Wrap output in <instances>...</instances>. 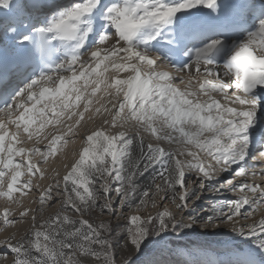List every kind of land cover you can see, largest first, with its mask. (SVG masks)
Listing matches in <instances>:
<instances>
[{
  "label": "snow or ice",
  "instance_id": "6c2138e0",
  "mask_svg": "<svg viewBox=\"0 0 264 264\" xmlns=\"http://www.w3.org/2000/svg\"><path fill=\"white\" fill-rule=\"evenodd\" d=\"M257 150L264 0H0V264H264Z\"/></svg>",
  "mask_w": 264,
  "mask_h": 264
},
{
  "label": "rangeland",
  "instance_id": "374dc122",
  "mask_svg": "<svg viewBox=\"0 0 264 264\" xmlns=\"http://www.w3.org/2000/svg\"><path fill=\"white\" fill-rule=\"evenodd\" d=\"M127 74H121V77L123 78L124 76H126ZM105 99H108L107 97ZM104 101H102L103 103ZM259 115V112H258ZM86 119H87V114H86ZM96 123H99V119H97ZM82 127H80L81 129H79V132L81 134H83L84 131L91 129L92 127H94L92 122H87V123H83L82 122ZM51 128L46 129L45 132L50 131ZM45 143H47L45 141ZM30 146V145H29ZM40 146V145H38ZM80 147V141L77 140L75 142V144H68L66 147H64L62 149V151H67V153H69V155H71L72 151L74 148L78 149ZM61 150H58V152ZM256 158L254 160H251L250 163L251 164H255V165H260V166H264V156L259 155V150H257V153L255 154ZM34 159H38V158H34ZM54 159L55 158H50V162L47 165H43L42 167L44 168H49L51 164L52 167L51 168H59L60 171V175L63 176L65 174L66 169H64L61 166V162H57L54 163ZM69 164H71L72 162V158L71 156L69 157L68 161ZM259 168H253L251 169V171H256L259 172ZM46 175L51 178L52 174L50 175L49 172L46 173ZM249 179H254L257 183L260 182V177L259 175H257L256 177H249ZM149 180L148 176H145L144 178L141 179V183H145ZM35 181V178H34ZM42 185H47L49 183V179H45L43 181L40 182ZM214 193L211 192H205L204 196L207 197V199L201 200L199 203L201 205V207L207 211L209 204L212 203L211 197L214 196ZM228 196L234 195L232 193H228ZM36 198V193H32L26 200H25V204L29 205L30 207H36L37 205L35 204H31V200ZM4 206V201L0 200V211H2ZM56 209L52 208V209H47L46 212L44 213L45 216L51 214L52 212H54ZM173 211H175V208L172 209ZM153 212H155V210H152ZM204 212L201 211L199 208L197 209V212L194 213V215H203ZM31 215V213H30ZM180 217L178 216V219ZM243 222V221H241ZM30 227V221H26L23 223L18 224L16 227H8L6 228V230L3 233H0V240H3L6 236H8L9 234L15 233L17 237H19L21 234L24 233V231L26 229H28ZM221 228L223 229V233H230L231 229L230 226L227 224L221 225ZM221 233L218 229H212V228H202L200 226V224H197L194 226V230H186V234L183 235L179 240L173 238L170 242V247H181V248H195L198 246H206V247H210V248H214L217 251L222 250L220 248V245L222 243L223 240H225L227 237ZM9 250L7 248L4 247H0V253L2 252H8Z\"/></svg>",
  "mask_w": 264,
  "mask_h": 264
},
{
  "label": "bare ground",
  "instance_id": "6f19581e",
  "mask_svg": "<svg viewBox=\"0 0 264 264\" xmlns=\"http://www.w3.org/2000/svg\"><path fill=\"white\" fill-rule=\"evenodd\" d=\"M87 122H88V120H87L86 117H85V121H83V123H87ZM81 127H82V126H81ZM80 129H81V128H80ZM40 146L42 147L43 145H40ZM64 152H67V151H62V150H61V151L58 152V155H57L56 157H54V158H55V159H54V163L61 162V161L64 159V156H63V153H64ZM68 154H69V153H68ZM70 156H71V155H69V157H70ZM52 165H53V164H51L50 167L48 168V169H49L48 172L50 173V175L52 174V171H51V169H52V168H51Z\"/></svg>",
  "mask_w": 264,
  "mask_h": 264
}]
</instances>
